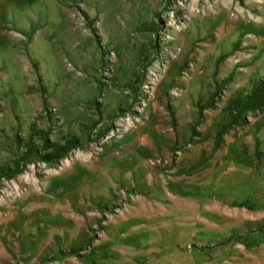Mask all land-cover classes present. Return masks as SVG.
<instances>
[{
    "label": "rangeland",
    "instance_id": "obj_1",
    "mask_svg": "<svg viewBox=\"0 0 264 264\" xmlns=\"http://www.w3.org/2000/svg\"><path fill=\"white\" fill-rule=\"evenodd\" d=\"M264 0H0V264H264Z\"/></svg>",
    "mask_w": 264,
    "mask_h": 264
},
{
    "label": "trees",
    "instance_id": "obj_2",
    "mask_svg": "<svg viewBox=\"0 0 264 264\" xmlns=\"http://www.w3.org/2000/svg\"><path fill=\"white\" fill-rule=\"evenodd\" d=\"M262 85L248 93L239 92L235 101L232 102L230 108L227 110L230 115L231 122L238 117L239 113L246 109H255L264 106V80Z\"/></svg>",
    "mask_w": 264,
    "mask_h": 264
}]
</instances>
